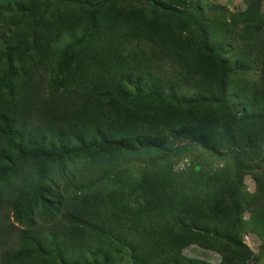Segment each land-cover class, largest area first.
<instances>
[{"label": "trees", "instance_id": "obj_1", "mask_svg": "<svg viewBox=\"0 0 264 264\" xmlns=\"http://www.w3.org/2000/svg\"><path fill=\"white\" fill-rule=\"evenodd\" d=\"M243 2L0 0V264H250L247 232L264 253V0Z\"/></svg>", "mask_w": 264, "mask_h": 264}, {"label": "rangeland", "instance_id": "obj_2", "mask_svg": "<svg viewBox=\"0 0 264 264\" xmlns=\"http://www.w3.org/2000/svg\"><path fill=\"white\" fill-rule=\"evenodd\" d=\"M243 1L244 0H188V2H190L192 5L201 8L206 19L208 20L220 19L225 21H228V18H230L231 15L243 10L244 8ZM5 33L6 32L3 31L2 36H5ZM256 74H257L256 68H254L253 70L246 71L244 73L240 72V76L242 75L244 79L247 80L255 79ZM172 142L176 145L187 143V141L183 139L182 140L172 139ZM196 152L201 153L202 156L208 157V159H212L214 162L223 164V161L220 160L219 157L211 156L208 153L203 152L199 148L196 149ZM196 152L195 154H197ZM189 159H192L191 155H189V157L186 158L177 157L175 158V161L177 163V166L181 167L185 165L187 162H189ZM254 172H256L255 168L248 171V173L243 174L241 177V182L243 183V186L249 192H253L254 190L256 191L257 189L256 187L257 184L251 178V174ZM242 215L244 218L246 217L245 212L242 213ZM239 238L246 245V247L251 253L250 264H264V253L259 251L258 249L259 240L256 237H254V234L247 232L244 233L243 235H240ZM182 253H184L187 257L190 258H200L207 260L211 264H217L222 259L220 254L215 252L214 250L203 249L195 245H190L187 247L185 246L182 249ZM121 254L123 260L122 264H131L129 251L123 248Z\"/></svg>", "mask_w": 264, "mask_h": 264}]
</instances>
